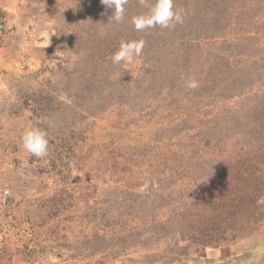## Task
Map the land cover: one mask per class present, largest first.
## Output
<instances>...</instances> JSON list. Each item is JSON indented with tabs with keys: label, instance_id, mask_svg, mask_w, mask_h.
<instances>
[{
	"label": "rangeland",
	"instance_id": "rangeland-1",
	"mask_svg": "<svg viewBox=\"0 0 264 264\" xmlns=\"http://www.w3.org/2000/svg\"><path fill=\"white\" fill-rule=\"evenodd\" d=\"M245 1L246 5L240 4L242 1L230 5V22L218 38L244 40L248 36L246 44L251 50L242 57L259 61V77L243 93L222 98H187L174 110L163 108L157 100H148L142 105L114 104L106 109L94 107L93 111L88 97L83 98L84 104H76L56 84L61 74L57 72L61 57L55 55L64 57L68 51L63 49L65 42L50 40L43 34L44 26L67 21L54 15V0L3 1L15 22L29 27L30 35L25 46L12 40L0 49V194L5 189L10 191L5 205L0 206V245L7 246L6 256L22 264L175 261L176 248L189 241L188 229L195 227L177 215L188 188H195L201 176L203 181L212 182L222 175L223 158L248 148L249 139L242 129L250 123L238 125L235 120L264 106V0ZM60 40L65 41V37ZM215 42L202 41L200 47L212 48ZM229 57L239 58L238 54ZM51 61L57 64L53 72L47 67ZM140 64L135 58L131 65L121 66L127 68L124 71L128 78H134ZM122 69L115 67L113 72ZM41 89L76 111L67 130H75V147L82 157H74L73 164L85 167L97 160L101 173L86 178L81 171L75 172V180L58 186L48 177L47 164L30 161L21 135L40 119L22 100L27 93ZM207 132H212L213 140L205 146ZM222 134V142L214 141ZM113 160L116 168L107 178L106 166ZM146 181L150 186L142 191ZM201 185L197 194L200 201L202 191L207 190L205 184ZM60 186L73 191L77 199L44 221L34 213V204L57 192ZM192 205L193 208H185L194 212L198 205ZM238 238L236 244L199 253L197 261L263 264L264 224L251 227L248 235Z\"/></svg>",
	"mask_w": 264,
	"mask_h": 264
},
{
	"label": "trees",
	"instance_id": "trees-1",
	"mask_svg": "<svg viewBox=\"0 0 264 264\" xmlns=\"http://www.w3.org/2000/svg\"><path fill=\"white\" fill-rule=\"evenodd\" d=\"M234 1H242L240 4L246 5L245 0H175V7L183 9L182 23L167 29L156 27L138 33L130 17L144 11L139 0H129L125 20L120 24L111 21L112 10L101 0H54V15L67 21L58 26H44L43 34L50 40L65 42L63 49L68 51L64 57L55 55V58L61 57L57 62V72L61 74L56 84L73 97L76 104H84L83 98L88 97L92 111L94 107L106 109L114 104L142 105L148 100H157L163 108L174 110L187 98H222L243 93L247 85L259 77V61L242 57L251 50V46L246 44L248 36L244 40L218 39L230 22V5ZM63 36L65 41L60 40ZM137 38L145 41L143 53L138 57L140 70L134 78H128L127 70L114 65L110 57L121 40ZM212 40L216 41L213 50L210 45L201 49L202 41ZM235 54L239 58L229 59ZM50 63L47 67L53 72L57 64L55 61ZM115 67L123 71L114 73ZM189 78L198 80L197 89L185 88ZM22 102L29 105L36 118L40 119L35 124L47 132L49 140L48 155L41 159L31 156V162L38 160V165L42 162L47 164L48 177L58 186L75 180L80 171L86 178L98 175L100 163L97 160L85 167L73 164V158L80 159L82 155L77 154L78 147H75V130H67L76 115L71 105L56 101L52 93L42 89L27 93ZM235 121L238 125L250 123L249 127L242 129L249 139V146L238 155L223 158L222 175H217L212 182L203 181L204 176H201L200 181L194 184L196 189L188 188L177 215L195 227L188 229L189 241L176 248L175 261L170 264H191L187 259L192 264H213L209 259L198 262V254L236 244L238 237L248 235L251 227L264 224V205L257 204V199L264 196V106ZM224 137L222 134L214 141L220 143ZM204 140L207 146L213 140L212 132H207ZM114 167L116 162L113 160L106 166L105 177L112 176ZM109 169L111 171L107 173ZM201 184L207 187L201 193L203 201L198 196ZM76 199L73 191L60 186L57 192L37 200L34 213L45 221L56 216L60 207H66ZM192 203L198 205L194 212L185 208L186 205L193 208ZM7 249V246L0 245V264H22L6 256ZM220 264L228 263L222 261Z\"/></svg>",
	"mask_w": 264,
	"mask_h": 264
},
{
	"label": "clouds",
	"instance_id": "clouds-1",
	"mask_svg": "<svg viewBox=\"0 0 264 264\" xmlns=\"http://www.w3.org/2000/svg\"><path fill=\"white\" fill-rule=\"evenodd\" d=\"M129 0H101V3L111 8V21L120 24L125 20ZM140 6L144 11H140L130 17V22L136 32L159 27L167 29L175 27L183 21V9L175 7V0H139ZM145 47L143 38L121 40L118 48L112 53L111 61L114 65H131L135 58L142 55ZM127 70V68H125ZM199 87V82L195 78H189L185 82V88L195 90ZM22 147L37 159L46 157L49 151V140L47 132L38 125L27 127L21 135ZM150 182L142 185V191L147 190ZM3 195H10L8 189L4 190ZM258 205H264V196L257 199Z\"/></svg>",
	"mask_w": 264,
	"mask_h": 264
},
{
	"label": "built area",
	"instance_id": "built-area-1",
	"mask_svg": "<svg viewBox=\"0 0 264 264\" xmlns=\"http://www.w3.org/2000/svg\"><path fill=\"white\" fill-rule=\"evenodd\" d=\"M4 0H0V49L12 40L16 41L18 46H25L28 44L30 35L28 32L29 27L19 26L15 20L11 17L10 10L4 3ZM22 37H18V35ZM0 196V206L5 205V196Z\"/></svg>",
	"mask_w": 264,
	"mask_h": 264
}]
</instances>
